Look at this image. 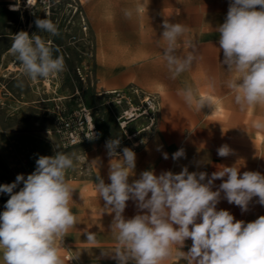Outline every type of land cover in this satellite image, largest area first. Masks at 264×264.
<instances>
[{"label": "clouds", "instance_id": "clouds-1", "mask_svg": "<svg viewBox=\"0 0 264 264\" xmlns=\"http://www.w3.org/2000/svg\"><path fill=\"white\" fill-rule=\"evenodd\" d=\"M53 2L41 0L45 7ZM26 6L35 8L32 0H27ZM19 9V3L10 5L12 11ZM45 14L46 18L37 17L34 21L38 33L58 36V24L47 11ZM132 14L131 10L124 12L129 19ZM162 27L163 60L175 79L201 57L197 47L186 38L187 26L165 20ZM215 31L223 51L222 64L232 77L227 87L235 93V103L241 111L264 105V0H230L225 21ZM182 37L190 50L178 54ZM9 51L20 64L21 76L29 81L46 80L66 70L63 54L51 40L37 33L18 32L12 37ZM19 83L23 86L22 80ZM178 95L197 112L205 105L215 111L213 102L198 96L191 87L179 90ZM252 127L264 130V118L254 120ZM92 129L87 135L90 140L94 138ZM119 146V138L106 142L107 154L113 158L110 183L99 176L94 183L98 198L115 213L111 233L116 244L102 251V255H110L117 264H162L173 256L174 249H182L185 241L191 239V247L183 253L187 264H264V215L245 223L236 220L228 210H217L221 193L242 212L248 210L254 197L264 206V175L256 171L241 175L239 167L232 166L221 167L209 177L206 172H189L184 167L178 174L165 171L156 175L146 170L129 183L136 167V153L124 147L121 156L117 152ZM217 154L227 157L232 150L225 144L217 149ZM184 155L181 148L172 159ZM82 159L76 152L41 155L35 171L26 178L19 174L13 183L0 185V193L10 196L0 213L2 264H64L60 245L77 223L71 207L75 188L67 173L75 171ZM164 159H168L167 153ZM217 179L223 182L213 191ZM21 183L23 187L14 191ZM129 200L143 214L126 219L123 212ZM86 235L87 243L96 247V233Z\"/></svg>", "mask_w": 264, "mask_h": 264}, {"label": "rangeland", "instance_id": "rangeland-1", "mask_svg": "<svg viewBox=\"0 0 264 264\" xmlns=\"http://www.w3.org/2000/svg\"><path fill=\"white\" fill-rule=\"evenodd\" d=\"M163 1L165 0H59L56 3L54 0L50 6L45 7L41 0H32L35 9L26 6L27 0H0V40H12L20 31H27L29 35L37 33L51 40L60 54H63L66 70L58 76L43 80L47 85L50 84V87L44 82L40 85L49 88V91L55 87L58 96H66L65 101L79 98L77 103H83L91 111L98 131L97 139L63 149L54 138L44 134L45 127L25 130V133L39 134L35 141L21 140L25 145L35 144L36 157L29 161L22 160L25 171L0 173V185L10 184L15 181L17 175L23 174L26 178L34 172L36 160L41 155L54 156L58 151L76 152L84 158L77 164L75 171L69 170L67 173L69 182L75 188L71 199L77 223L60 245L64 264H86V261L87 264L91 263V257L84 260L79 256L82 250L91 249L87 236L81 233L83 228L91 230L95 224L93 220L100 215L99 206L91 200L98 195L94 188L86 187L88 181L96 179L88 153L97 151L108 156V140L119 138L120 146L117 152L122 155L124 147L139 151L155 142L161 132L167 134L173 128L180 127L179 140L164 141L170 143L171 164L174 162L173 154L181 148L194 151L195 158L203 160L210 151L226 144L232 150V154L226 157L228 167L238 166L241 175L245 171H256L264 175V130L252 127L254 120L264 118V105L250 106L241 111L235 103V93L232 90L228 87L225 90L222 87H212L200 93L201 96L199 92L197 95L210 99L215 106L214 112L212 107H205L207 105L201 112H197L194 108L182 107L171 98L167 100L166 109L163 105L165 93L148 87L143 81L147 70L145 64L149 61L142 55L147 48H156L157 44L156 40L140 39L155 36L154 33L165 16L163 10L167 9V6L163 7ZM17 3L20 9L10 13V5ZM209 4V0H180L179 9L172 10L168 5L166 13L169 17L172 14L177 16L174 22L187 28H195L198 24L202 27L213 15L204 10ZM125 10L132 11L130 19L125 17ZM45 11L49 18L58 24V36L38 33L34 21L37 17L46 18ZM192 44L197 47L201 57L192 68L227 70V66L222 64L223 51L219 45L203 48L205 43L198 40H194ZM180 48L182 50L189 46L181 43ZM131 53L136 56L135 59H129ZM107 56L111 57L109 66L105 64ZM208 56H211L210 60ZM101 71H108V75L116 84L112 87H102L96 76ZM231 78L228 73V80ZM110 90L124 91L125 97L104 93ZM131 90H138V94ZM76 91L78 93L72 96ZM140 91L153 97L157 103L155 112L150 114L151 111L148 110L150 116L142 114L146 105L141 101L143 94ZM219 100L222 101V106L218 103ZM72 103L74 104V101ZM131 109L141 115L135 114L133 117L137 118L126 119L123 113ZM23 154L28 153L22 150L21 155ZM22 187L21 183L14 191H19ZM9 198V195L0 193V213L5 210L4 205ZM253 207L260 216L264 215V206L258 204Z\"/></svg>", "mask_w": 264, "mask_h": 264}, {"label": "crops", "instance_id": "crops-1", "mask_svg": "<svg viewBox=\"0 0 264 264\" xmlns=\"http://www.w3.org/2000/svg\"><path fill=\"white\" fill-rule=\"evenodd\" d=\"M209 3L208 8L204 10H208L212 13V18L202 27L199 26L198 23L195 28L188 27L189 31L186 36L191 43L194 40H198V42L203 41L205 43L203 48L206 46L219 45V34L215 30L225 21L230 0H209ZM163 4V7L167 6V9L163 10L165 16L161 25L155 31V36H148L146 39H140L147 41L156 40L157 44L156 48H147L145 54L142 55V57L145 55V59L149 61L145 64L147 70L143 81L148 87L165 93L163 105H165L166 109L168 108L167 100H169V98L177 101L182 107L187 108L188 106L185 104L182 97L178 95L179 90L185 87H191L196 93L199 92V95L212 87H219V89L222 87L225 90L227 87L228 72L225 68L212 69L210 67H205L200 69L195 67L182 73L175 79L171 78V73L168 71L166 62L163 60L165 42L162 40V32L164 30L162 25L165 20L175 23L174 18H177V16L172 14L170 16L171 20H169L170 17L167 15L166 11H168V5L171 6L172 10L175 8L179 9L180 0H165ZM13 12L16 11H10V13ZM184 40L185 38L182 37L180 44L186 45ZM11 44L12 40H0V84L4 90L2 92H5L0 94V173H17L25 171L22 160L27 159L29 161V159H34L36 157L35 144L25 145L21 143V140L28 139L35 141L39 134L34 132L25 133V130L45 127L44 134L54 138L58 142L51 134L57 112L56 108L70 110L78 105H83L81 102L77 103L78 100H80L79 98L65 101V99H67L66 96H58L55 87H51L52 89L50 91L48 90L49 88H43L40 85L43 82L45 83L43 80L32 82L22 77L20 74V64L9 51ZM188 49L189 48L181 50L180 48L178 54H184ZM135 57L136 56L131 53L129 59H135ZM105 59V64H108L111 57L107 56ZM210 59L211 56H208V60ZM220 59L222 60V58ZM107 66H109V64ZM148 69H150L149 72ZM96 76L98 83L102 87H112L116 84L114 79L108 75V71L98 72ZM21 80L23 81V86H20L19 82ZM45 84L47 87H50V84ZM77 93L76 91L71 95L74 96ZM57 101L60 103L58 104ZM73 101L74 104L72 103ZM218 103H220L221 106L223 105L221 100H219ZM179 130L180 127L173 128V130L167 134L161 132L157 140L148 147L139 151H134L136 153V167L133 175L129 177V183L138 179L140 174L146 170H151L156 175H160L165 171L178 174L184 167H187L189 172H206L210 177L213 172L218 171L221 167H228L227 158L220 157L217 154V150L210 151L203 160L196 159L194 151L184 150V153L189 154H185L183 157L174 160L173 164H171L170 143H164V141L174 142L179 140ZM22 150L28 154L21 155ZM164 153L168 154V159H164ZM88 154L95 176L102 178L106 184L110 183L108 176L110 162L113 158L97 151H90ZM223 179H226V177ZM223 179L214 181L213 191L218 189ZM97 182L96 179L88 181L86 187L94 188V183ZM91 200L99 206L100 215L93 220L95 224L91 230H85L83 228L82 232L80 229L78 232H81L83 236H87L86 234L89 232L96 233L99 243L96 247H91L90 250H82L79 256L84 260L91 257L92 260L90 264H117V261L111 258L110 255H102V251L110 250L114 248L116 244L111 233V224L115 213L105 208V202L102 198L96 197ZM257 201L258 197H254L249 204L248 210L242 212L239 206L229 204L227 200L223 198V193H221V200L217 205V210H228L233 214L236 220H243L245 223L252 222L260 216V213L258 211L256 212V208L253 207L259 204ZM126 203L127 206L123 212V216L126 219L132 218L136 214H143V212L137 208L133 200H129ZM191 244V239L186 240L185 246L182 249H174L173 256L163 261L162 264H187L183 257V253L188 252ZM66 258H68V255ZM87 262L88 261H86V264Z\"/></svg>", "mask_w": 264, "mask_h": 264}, {"label": "built area", "instance_id": "built-area-1", "mask_svg": "<svg viewBox=\"0 0 264 264\" xmlns=\"http://www.w3.org/2000/svg\"><path fill=\"white\" fill-rule=\"evenodd\" d=\"M0 90L4 91L1 84ZM131 91L138 94V90ZM141 93L143 94L141 101L146 105V109L143 111L142 114L150 116V114L155 112V110L157 109V103L154 101V98L150 95H147L144 92ZM107 94L116 95V97H125L124 91L110 90ZM56 110L57 112L55 115L54 126L51 130V134L58 140L59 145L63 149H70L98 138V131L94 124L92 113L84 105H78L70 110H64L60 108H56ZM131 110L134 113V110ZM148 110L151 111L150 114H148ZM126 112L127 111H125L123 114L125 115ZM135 114L139 116L141 115V113ZM125 117L127 119L126 115ZM91 129L94 133V138L90 140L88 139L87 135L90 134Z\"/></svg>", "mask_w": 264, "mask_h": 264}, {"label": "bare ground", "instance_id": "bare-ground-1", "mask_svg": "<svg viewBox=\"0 0 264 264\" xmlns=\"http://www.w3.org/2000/svg\"><path fill=\"white\" fill-rule=\"evenodd\" d=\"M107 93H109V91L105 92V94H107ZM132 113H133V111H132V110H129V111L126 112L127 115H126V114H125V115H126L128 118H129V117H130V118H133V116H135V113H134V114H132ZM128 118H127V119H128ZM228 128H229V127H228ZM75 205H76V204H75ZM71 207H72V204H71Z\"/></svg>", "mask_w": 264, "mask_h": 264}]
</instances>
